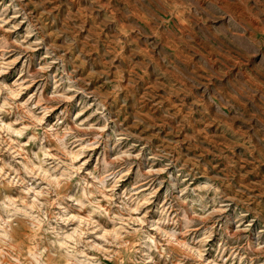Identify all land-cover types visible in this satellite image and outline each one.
<instances>
[{
  "label": "rangeland",
  "instance_id": "rangeland-1",
  "mask_svg": "<svg viewBox=\"0 0 264 264\" xmlns=\"http://www.w3.org/2000/svg\"><path fill=\"white\" fill-rule=\"evenodd\" d=\"M0 264H264V0H0Z\"/></svg>",
  "mask_w": 264,
  "mask_h": 264
}]
</instances>
